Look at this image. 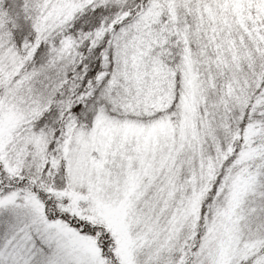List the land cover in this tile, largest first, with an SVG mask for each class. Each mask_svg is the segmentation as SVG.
Listing matches in <instances>:
<instances>
[{"label": "snow or ice", "instance_id": "6c2138e0", "mask_svg": "<svg viewBox=\"0 0 264 264\" xmlns=\"http://www.w3.org/2000/svg\"><path fill=\"white\" fill-rule=\"evenodd\" d=\"M0 264H264V0H0Z\"/></svg>", "mask_w": 264, "mask_h": 264}]
</instances>
